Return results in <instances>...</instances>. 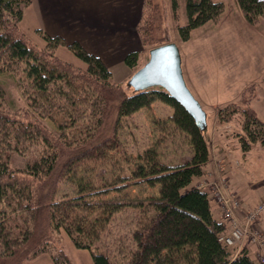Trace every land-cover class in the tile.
<instances>
[{
    "label": "trees",
    "instance_id": "16d2710c",
    "mask_svg": "<svg viewBox=\"0 0 264 264\" xmlns=\"http://www.w3.org/2000/svg\"><path fill=\"white\" fill-rule=\"evenodd\" d=\"M236 2L251 26L264 16V0ZM31 3L32 0H0V74L9 73L23 81L22 92L30 106L36 107L34 94L29 91L32 86L40 98L48 100L47 107L38 106L41 117L57 109L72 126L76 119L86 118L89 126L84 136L98 144L93 147L78 138L81 145L61 162L51 132L36 117L19 118L0 84V264H24L43 254L49 255L53 264H74L61 231L76 249L90 253L93 264H258L244 248L234 256L235 249L219 241L227 224L214 217L208 192L188 188L193 178L204 175L209 160L203 131L191 116L160 87L138 92L128 88L131 92L124 94L121 85L111 80L112 73L102 60L78 42L67 43L41 29L36 32L44 40L43 48L27 41L19 24L24 8ZM170 7L174 14L177 0H170ZM224 10L220 0H185L186 24L177 27L180 41H188L194 29L208 22L218 25ZM141 23L137 27L143 46L166 43H153V31ZM63 46L85 64L82 73L75 75L73 65L57 57L55 50ZM137 60L138 52L134 51L125 56L124 64L134 70ZM69 77L83 86H74ZM254 88L247 87L239 101L216 112L219 124L238 121L237 143L243 153L257 143L264 148V122L250 106ZM155 101L172 109L168 121L187 135L192 150L189 160L168 166L158 161L152 149H146L128 176L106 186H94L83 172H74L79 162L101 158L108 150L119 148L116 138L97 133L114 105L119 122ZM67 127L62 124L60 133ZM81 134L82 131L78 136ZM60 135L65 137L59 134L56 138ZM37 143L44 146L39 157L27 162L24 169L13 168V155L30 152ZM60 180L73 185L71 194L59 190ZM138 183L158 186V196L138 200L104 197ZM125 208L137 210L141 221L134 222L132 230L127 228L117 247L106 243L109 249L102 250L104 230L112 217ZM20 216L21 228L13 223Z\"/></svg>",
    "mask_w": 264,
    "mask_h": 264
},
{
    "label": "rangeland",
    "instance_id": "374dc122",
    "mask_svg": "<svg viewBox=\"0 0 264 264\" xmlns=\"http://www.w3.org/2000/svg\"><path fill=\"white\" fill-rule=\"evenodd\" d=\"M220 1L224 3L226 10H224V13L219 20L220 26L218 29L215 32L204 34L202 29L199 27L191 32L189 40L185 42L180 41L177 33L178 25L186 24L185 0H177L178 7L174 14L170 9V0H143L141 11L144 13L142 15L141 12L140 20L137 24L138 26L142 21L141 24H147L146 27L149 31H153L151 35L153 43L157 41L159 43L172 42L177 45L181 57L182 73L186 85L194 97L195 95L197 97L198 94L200 99L195 98L198 102L200 101L199 103L207 115V126L203 131V135L209 152L208 164L211 162L214 151L218 155L217 144L223 143V145L229 146V144L237 143L236 132L240 130L237 120H232L227 124H219L216 120L217 109L225 106L230 101H235L233 100L235 97L233 94L235 89H232V83L226 82L221 75H218L217 78L216 75H208L209 72L214 73L216 69L221 67V61L223 59L221 57L220 49L218 51V55H213L211 53V49L216 47L214 43L224 42L227 39V32L229 30L239 31L241 39L248 42L250 48L254 46V40L257 41L255 33L249 29L250 27H247L246 24L248 23L244 17H242L243 15H241V13H239L234 6L232 7V2L236 5V0ZM31 4V6L28 5L24 8L23 19L19 24V28L25 35L27 41L36 45L38 48H43L44 40L36 32V29L42 28L41 30L45 32L42 27V23L46 21V18L42 17L40 11L36 9L38 7L36 0H32ZM36 23L38 24L37 26ZM148 23L151 25L150 27ZM206 24L207 26L212 25L209 22ZM137 26L135 33L136 39L139 38L137 41H140V47L136 50V52H138L136 68L134 70L127 69V76L125 79L119 80L117 79L118 76L115 74L111 77V80L115 84L121 85L122 90L126 95L131 92V89H128L126 86L127 80L137 69L146 63L148 60V51L153 48L142 45L138 35ZM210 38L213 41H209ZM203 40L205 42L208 40L211 46H214L199 45L203 43ZM72 42L77 41H67V43ZM84 50L87 51L86 49ZM199 52L202 53V56L194 57V55L197 56ZM55 53L59 59L73 65V73L75 75H77V73H82L85 70V64L76 58L65 46L57 48ZM250 57L256 58L257 55ZM196 63H198L199 67L203 70L202 72H204V76L201 75L198 81L196 76L193 75V69L195 68ZM69 80L72 81L74 86L79 88L83 86V84H80L75 78L69 77ZM236 83L240 84L241 82L236 81ZM0 84L6 92V99L10 102V108L19 118L27 120L29 118L33 119V117H36L39 122L46 127L47 131L51 132L53 135V139L51 141L57 144V152L59 158H61V162L65 161L69 154L76 151L75 146L81 145V141L76 139L80 138V140H87L91 144L95 143V141L91 142L89 137L84 136L86 132L85 127L89 126L86 118L76 119L74 121V125L72 126L70 125V122L66 120L64 115L57 109H53L47 116L41 117L37 111L39 108L38 106L43 105L47 107L49 102H47L48 100L46 101L43 98H40L33 89V86L29 88V91L34 94V105L36 107L30 106L26 100V97L22 92L24 87L23 81L19 79L18 76H13L9 73L0 74ZM255 94L256 91L254 90L253 95L256 96ZM114 108L115 105L111 108L107 119H105V121L103 120V124L97 128V133H101L102 136H106L108 139L113 137L116 138L119 143V148L117 150H108L101 156V158L83 160L78 163L79 165L77 167L74 168V172H83V176H87L88 180L94 186L110 185L114 183L116 179L128 176L130 172H132L134 165L140 162L137 157L139 158L140 153L146 149H152L156 153L158 161L168 166L180 165L190 159L192 150L187 135L182 131L177 130L168 121L173 112L169 106L155 101L148 108H143L133 113L131 116L123 117L119 120V122L116 121L117 115ZM212 123H214L213 127ZM62 124H66L69 127L65 129V132L60 133ZM94 125L95 124H92V127ZM81 131L82 134L78 136V133ZM59 134H64L65 137L62 138L60 135L59 138H56ZM225 138L226 141H223ZM96 144H94L93 147H95ZM43 150L44 146L41 143H37L30 150V152L27 151V153H23L22 155H13L12 167L16 169H24L27 162L38 158ZM262 151H264V148L257 143L248 152L249 155L245 156L244 162H247L245 165L247 168L245 169H247L248 174L245 172H239L236 173L234 177L237 181L236 185L240 189L246 188L248 185L247 182H250L251 186L254 181L260 180L262 175H264V157L261 155ZM215 165V171H217V173L220 172V164L217 163ZM241 167L244 168V165ZM62 168H60V172H62ZM214 174L215 172H205L203 176L193 178L188 188H193L197 185H211L213 183ZM225 185L226 187H223L225 192L230 193V187L227 186L228 182ZM58 187L61 192L64 191L67 192V194L72 193L73 185L67 180H60ZM158 189V186L150 187L145 183H138L136 185H130L125 190L120 192L111 191L104 197L106 199H146L157 197ZM208 198L210 203L213 205V200H211L212 193L210 191H208ZM263 198L264 196L261 199ZM238 217L242 222H244V214L238 215ZM20 218L21 216L18 219H14L13 223L15 226L21 228L22 223L20 222ZM139 218L138 211L131 208H125L115 214L104 230L103 238L100 244L102 250L109 249V246H107L106 243H112L117 247L118 242H121L125 238L126 232L128 231L127 228H134L133 223L138 220L141 221V218ZM254 224L255 222L252 224V227H254ZM48 232H50V230ZM258 233L261 234L260 232ZM61 236L63 238V242L65 238L68 239L63 231H61ZM246 238L249 239V237ZM253 248L255 249V247ZM260 253H262V250ZM254 261H256V259H254Z\"/></svg>",
    "mask_w": 264,
    "mask_h": 264
},
{
    "label": "crops",
    "instance_id": "0c3cea01",
    "mask_svg": "<svg viewBox=\"0 0 264 264\" xmlns=\"http://www.w3.org/2000/svg\"><path fill=\"white\" fill-rule=\"evenodd\" d=\"M36 1L38 5L36 9L40 11L42 17L46 18V21L42 23L46 33L51 36H60L66 42H79L84 49L99 57L106 67L110 69L112 75L118 76L117 79L126 78V70H129V68L124 65V58L127 54L136 51L140 47V41H137L139 38L136 39L135 32L140 20L143 0ZM232 4V7L234 6L242 15L237 3L235 5L232 2ZM246 25L256 35L257 41L254 40V46L250 48L249 43L241 39L239 31L229 30L227 39L224 42L214 43L216 47L211 49L213 55H218L219 49L221 50V57L223 58L221 67L216 69L214 73H207L209 76L216 75V78L221 75L226 82L232 83L231 88L235 89L233 93L235 96L233 100L235 101H230L229 103L239 101L242 92L247 87L254 85L256 96L250 102V106L258 118L264 122V16L257 25ZM219 26L220 24L211 26L206 24L201 26L200 29H202L204 34H208L215 32ZM210 40L213 41L211 38ZM199 45L211 46L208 40L206 42L203 40V43ZM256 55V58L250 57ZM199 56H202L201 52L197 56L194 55V57ZM197 65L198 63L193 69V75L196 76L198 81L204 72ZM236 81L241 83L237 84ZM196 98L200 99L198 94ZM213 126L214 123H212ZM223 141H226V138ZM227 146L223 145V143L217 144L218 155L215 151L213 152L211 162L205 166L204 174L205 172H215L214 183L218 175L217 171H215V164L219 163V174L227 180L230 187L229 191L238 197L242 210H247L264 196V175H262L260 180L254 181L251 186V183L247 182L246 188L240 189L236 185L237 181L234 177L236 173L248 172L245 169L247 168L245 166L247 162H244V160L245 156L249 154L248 152L243 153L238 143ZM261 153L264 157V151ZM243 165L244 168L241 167ZM211 206L214 217L218 221H222L218 206L215 203L211 204ZM254 228L264 238V216L254 224ZM64 243L74 264H93L90 253L87 250L76 249L67 238L64 239ZM243 248L248 251L251 258L257 259L258 249L248 241H244L239 247L234 248V256ZM24 264H53V262L49 255L43 254Z\"/></svg>",
    "mask_w": 264,
    "mask_h": 264
},
{
    "label": "water",
    "instance_id": "95a60500",
    "mask_svg": "<svg viewBox=\"0 0 264 264\" xmlns=\"http://www.w3.org/2000/svg\"><path fill=\"white\" fill-rule=\"evenodd\" d=\"M126 86L134 92L162 88L184 108L200 131L205 130L206 112L186 85L179 49L175 43L169 42L151 48L148 60L129 77Z\"/></svg>",
    "mask_w": 264,
    "mask_h": 264
},
{
    "label": "built area",
    "instance_id": "2783aa9c",
    "mask_svg": "<svg viewBox=\"0 0 264 264\" xmlns=\"http://www.w3.org/2000/svg\"><path fill=\"white\" fill-rule=\"evenodd\" d=\"M223 187H226L225 181L218 179L211 188L213 198L221 209L222 218L229 224L228 230L220 235L219 241L229 247H238L246 237H249L250 241L262 250V253L258 255V261L260 264H264V241L258 231L252 227V224L264 215V198L244 213L245 219L242 222L238 217L240 214L238 199L225 192Z\"/></svg>",
    "mask_w": 264,
    "mask_h": 264
}]
</instances>
